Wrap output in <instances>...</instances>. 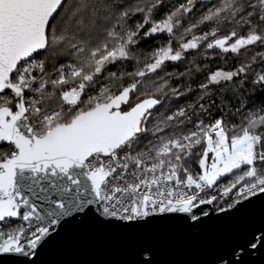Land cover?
<instances>
[{
  "label": "snow or ice",
  "instance_id": "1",
  "mask_svg": "<svg viewBox=\"0 0 264 264\" xmlns=\"http://www.w3.org/2000/svg\"><path fill=\"white\" fill-rule=\"evenodd\" d=\"M257 204L212 264L264 253V0H0V264Z\"/></svg>",
  "mask_w": 264,
  "mask_h": 264
},
{
  "label": "water",
  "instance_id": "2",
  "mask_svg": "<svg viewBox=\"0 0 264 264\" xmlns=\"http://www.w3.org/2000/svg\"><path fill=\"white\" fill-rule=\"evenodd\" d=\"M259 218L257 204L236 213L220 214L193 233L175 227L133 233L73 229L49 249L45 261L46 264H132L136 245L150 243L156 248L158 264H212L217 255L249 236ZM244 259L247 264H264V253Z\"/></svg>",
  "mask_w": 264,
  "mask_h": 264
},
{
  "label": "trees",
  "instance_id": "3",
  "mask_svg": "<svg viewBox=\"0 0 264 264\" xmlns=\"http://www.w3.org/2000/svg\"><path fill=\"white\" fill-rule=\"evenodd\" d=\"M144 47L147 48V47H149V45L148 44H145ZM259 99H260V97H257V102H259Z\"/></svg>",
  "mask_w": 264,
  "mask_h": 264
}]
</instances>
